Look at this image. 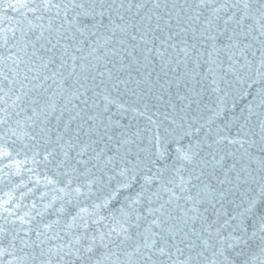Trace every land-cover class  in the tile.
<instances>
[{"label": "water", "instance_id": "water-1", "mask_svg": "<svg viewBox=\"0 0 264 264\" xmlns=\"http://www.w3.org/2000/svg\"><path fill=\"white\" fill-rule=\"evenodd\" d=\"M220 2L217 0L216 6ZM249 2L255 15L245 21L248 26L245 31L253 26L259 28L260 16L256 13L261 5L259 0ZM52 3L62 4L67 0H52ZM198 3L199 0H131L133 6L129 10L128 0L123 8H120V0H116L115 6L125 21H120L114 12L115 23L127 22L136 24L141 32L147 30V46L135 29H131L129 35L117 32L113 44L97 53L102 58L99 63L92 57H89L91 63L78 62L88 63L89 70L81 72L78 67L76 74L68 77L71 71L68 68L64 71V77L68 78L63 84L61 77H57L55 83L49 80L45 85L47 91L41 89L22 100H17L21 95L19 85L10 92L11 85L0 84L3 87L0 92V264H68L69 258H61L62 253L57 255L58 249L63 247L65 252L70 246L73 250L82 249L93 238L99 251L92 264L96 259L102 264H130L127 253L133 252V242L117 247L123 237L117 238L116 232H112L111 237L107 235L113 228L119 232L122 226L127 227V213H132L133 218L137 213L146 217L140 221L141 232L150 226L153 231H159L152 224L153 219L166 220L164 228L178 226L177 231L184 228L187 232L193 222L188 219L185 226L184 220L194 215L189 211L194 201L188 197L199 194L198 198L203 201L208 199L206 184L220 187L211 174L221 156H225L228 167L235 164L237 170L246 168L245 177L249 172L255 180L264 177L260 164L264 159L260 129L264 123V106H259L258 102L251 105L252 114L245 108L256 92L264 88V77L251 73L252 87L248 91L252 95L247 100H239L238 107L234 106L240 85L235 84L232 74L225 75L222 69L228 67L230 53L225 45L229 43L231 29L236 26L231 25L227 34L219 35L223 29V21H220L219 29L213 24L214 30L205 32L206 17L210 16L211 9H200ZM44 4L45 0H0V69L5 73L8 69L20 71L19 79H22L27 68L34 67L40 73L51 74L48 69L40 68L39 58L46 61L53 55L46 51L50 47L47 39L55 36L54 32L47 31L50 21L54 29L64 21L63 12L58 18L57 10H46ZM252 34L258 36L259 32ZM106 35L111 37V33ZM131 35H136L137 39L132 40ZM120 39L125 41L123 47L115 43ZM260 40H245V44H252L245 55L254 68L259 66L262 54ZM113 47L120 49L115 56L111 55ZM181 48H187L189 55L185 56ZM214 48L222 51H214ZM156 49L164 56H158ZM105 51L109 52L107 58H104ZM209 53L215 64L209 62ZM14 60L23 61L19 69L15 68ZM58 66L57 60L49 69ZM210 68L213 71H209ZM109 70L112 79L100 75ZM13 74H9V79ZM36 74L34 70L29 75ZM222 76L224 80L220 79ZM116 84L118 87L114 86ZM217 86L223 91H215ZM243 87L247 88V84ZM77 95L80 99L75 98ZM85 99L87 104L83 103ZM226 124L231 125V131ZM239 124L245 125L249 133L247 139L256 141L251 147L245 145L247 154L239 145L216 143L225 135L235 137ZM125 140L131 143H123ZM229 152L235 155L228 156ZM185 155L191 162L183 158ZM226 170L215 169V176L223 179ZM133 176L136 179L131 180V187L124 186ZM251 177H248L249 183L239 189L238 196L229 199L239 204L238 197L242 195L246 200L252 194L250 187H256ZM147 178H152L153 182L146 184ZM181 179L186 191H181ZM76 188L80 189L79 194ZM141 192L144 195L140 203L134 204L133 200ZM225 204V211L236 207V204ZM161 205L164 206L163 216L160 212L154 216L148 214L149 209L161 208ZM198 207L204 212L208 205ZM204 214L216 218L211 212ZM200 224L201 221L195 224L197 231ZM102 235L107 246L101 245ZM183 236L184 232H179L176 242ZM77 239L79 244H75ZM190 239L195 240V237ZM180 247L185 249V258L189 254L195 256V252L189 253L186 244ZM232 258L235 264H264V240L257 236L247 246L235 250Z\"/></svg>", "mask_w": 264, "mask_h": 264}, {"label": "snow or ice", "instance_id": "snow-or-ice-1", "mask_svg": "<svg viewBox=\"0 0 264 264\" xmlns=\"http://www.w3.org/2000/svg\"><path fill=\"white\" fill-rule=\"evenodd\" d=\"M125 0H120V8L124 7ZM129 10L133 6L131 0H128ZM261 7L257 9V13L260 16V20L257 21L259 28L256 29L254 26L252 29L245 31L244 29L248 26L245 24L246 20L253 19L255 15L252 12V5L249 0H221L219 6L217 5V0H199L198 7L200 9H211L210 16L206 17V23L204 25V31H212L213 24L217 29L220 28V21H223V29L218 33L219 35H225L228 33L231 25L236 27L232 28V35L229 36V43L225 45L227 52L230 53L227 56L228 67L222 69L225 72V75L232 74L235 77V84L240 85V88L237 89L238 98H234V106L239 105V100H247L249 96L252 95L248 91L252 87V84L249 83L252 80L251 73L255 72L258 76L264 77V40H260L261 37H264V0H259ZM97 5H99V10H97ZM116 0H67V3L62 4H53L52 0H45L44 7L46 10L50 8H55L56 17L61 16L63 12V21L61 22L58 28L52 27V22L49 23V28L47 31L50 33L54 32L55 36L48 38L46 43L50 47H47L46 51L53 53L52 56L48 57L45 61L43 57H40L41 60L40 68L48 69L51 74L47 72L40 73L39 69H34V67H28L24 72L22 79H19L21 76L20 71H14L13 69H8V73H5L3 69H0V84L7 82L8 85L12 87L9 88L10 92L16 90V85H19V92L21 95L17 96V100H22L24 96H28L30 93L38 92L43 89L47 91L45 85L47 81L52 80L54 83L57 80V77H61L60 83L63 84L64 81L73 75L76 74L77 68L79 67L81 72L88 71L89 57L94 58L98 63L101 61V57L97 55L102 49H106L109 45L113 44L114 38L116 37L117 32L123 33L124 35H129L131 29H135L140 34L141 41L147 46L149 41L145 39L147 36V30L143 32L137 27L136 24L131 23H115L113 19V13L115 12L116 16L120 21H125L124 15L120 14L118 8H116ZM23 6V5H21ZM137 7H142V5H137ZM69 13H72L71 17ZM199 16V13H198ZM107 19L108 23H105ZM66 22V23H65ZM89 22L91 27H89ZM67 25V26H66ZM41 27H43L41 25ZM103 28L105 31L102 33L100 29ZM253 31H258V36H253ZM106 33H111V37H108ZM204 33H201L203 35ZM41 37L44 36V33L41 32ZM132 40H136V35H131ZM213 40L216 39L215 36L211 37ZM251 38L252 40H260L262 45V54L259 61L258 67H253V62L247 59L245 53L251 49L252 44H245V40ZM171 39V37H169ZM103 41V42H101ZM115 43H118L123 47L125 45L124 39L116 40ZM165 44L167 41L164 42ZM35 47V45H33ZM41 47H45L41 45ZM175 47V45H172ZM195 47V45H192ZM87 50V55H84ZM120 51L115 47L111 50V55L115 56ZM149 52L152 49H148ZM181 52L185 56L189 55L187 48H181ZM214 51H222L221 49H215ZM239 52V56H237ZM58 53V55H57ZM158 56H164V53L159 49H156ZM33 56L36 55L35 51L32 53ZM109 52L105 51L104 58H107ZM130 55V54H129ZM209 62L215 64L216 61L212 60V53H209ZM255 55V53H253ZM11 59V58H9ZM147 59V57H145ZM243 60V64L239 63L240 60ZM59 61V66L54 69H49L50 65H55ZM23 61L14 60L13 64L16 69L20 68V64ZM78 62H88V63H78ZM223 61H221V66ZM105 67H107L105 65ZM68 68H71V71L68 72V77H64V71ZM36 71V75L30 76L29 74L33 71ZM209 71H213L211 68ZM12 75V78L9 79V74ZM101 76L108 75L109 79H112L111 71L107 73L101 72ZM94 79V78H93ZM221 80H224V77H220ZM25 81L27 83H25ZM35 81V83H33ZM226 83L231 84L232 82L225 81ZM254 82V81H253ZM123 83V81H121ZM213 83H216L214 80ZM247 84V88L243 86ZM31 85V87H29ZM118 87V84L114 85ZM3 91V87H0V92ZM79 90L77 89V92ZM215 91H223L219 86ZM228 93L225 92V95ZM8 95V93H5ZM80 95H83L82 93ZM80 95H77L75 98L80 99ZM2 99V97H0ZM107 103L111 104L112 101L108 99L107 96L104 97ZM259 106H264V88L259 89L252 101L245 105L246 110L252 114L254 109L251 105L257 104ZM15 104L16 101H13ZM38 103V101H34ZM87 104V99L83 101ZM53 111L55 110L54 103L52 104ZM107 111V107H105ZM127 111V109H125ZM243 114V110H241ZM79 115V113H77ZM89 119H94L89 117ZM153 123H155L153 121ZM117 126H119L117 124ZM82 127V126H81ZM231 131V125H225ZM262 136L264 139V123L260 125ZM223 131V129H220ZM107 135V132L104 133ZM219 135V134H218ZM249 133L245 131V125L239 124L238 131L235 137H229L228 135L219 137L216 140L217 144H223L227 142L229 145H239L240 149H244L247 154L248 149L245 148V145L251 147L256 143V141H249L247 139ZM103 139V136L101 137ZM108 139L111 140L112 137L108 136ZM123 143H131V140H125ZM211 147V145H209ZM264 150V149H262ZM86 151V149L84 150ZM118 151V150H117ZM83 155V151L80 153ZM228 156H234L232 152L227 153ZM184 159L191 162V158L187 155L183 157ZM215 159V157H213ZM261 170H264V159H261ZM214 171L211 174L212 178H215L219 184V188L215 187L212 184L205 185V194L208 197L206 200H200L199 194L197 197L189 196L188 199L194 201L193 207L189 210L194 213L191 217L185 216L187 219L184 220L185 226H187V220L191 219L193 224L190 231L185 232L184 228H179V231L176 229L178 226H173L171 228L162 227L163 224L167 221H162L160 219H153L152 224L155 225L159 231H153L152 227L145 228L144 231H140L141 224L140 221L146 219V217L136 214L133 218L132 213L126 214L127 227H121V230L117 232L115 228L111 230L107 235L111 237L112 232H116L117 238L123 237L120 240L117 247L122 244H125L129 241L133 242L134 250L131 253H127L129 257V262L131 264L133 258L134 264H235L233 260V252L237 249H242L244 246H247L249 241L254 240L257 236L261 240H264V177H261V180H255V177H251V173H248V177H251L255 181L256 187L251 188V195H248V198L245 200L244 196H239L240 203L236 204L235 199H229V197H237L238 191L244 184L249 183V178L245 177L243 174L248 170L246 168L236 169L235 164L232 167H228L225 163V156H221L219 160H216L214 166ZM227 169L223 171V179L215 176V169ZM233 173H235L233 175ZM123 174V173H122ZM136 177L133 176L130 178V181L126 182L124 186L131 187V180H135ZM200 179V177H197ZM152 178H147L145 183L151 184ZM191 181H188L190 183ZM52 183V181H49ZM71 181H69V184ZM185 182L181 179V191H186L183 187ZM90 187V185H89ZM167 190V189H165ZM75 191L77 194L80 193V189L76 188ZM144 193L141 192L138 194L137 198L133 200L134 204L140 203V197ZM114 198V197H113ZM71 201H69L70 203ZM171 201H169L170 203ZM227 202L228 205L236 204L234 209L230 208L225 211ZM207 204L208 207H205L204 212H211L216 218L211 219L210 216L204 214L199 210L198 205ZM219 205V207H218ZM100 207V205H97ZM164 206L161 205V208L149 209V215H155L156 212H160L161 216L164 213L161 209ZM242 209V210H241ZM82 211H86L83 209ZM197 221H201L200 228L197 231L195 224ZM86 223V222H85ZM130 229H135L136 231L132 232ZM251 232L249 234V230ZM179 232H184L183 238L177 243V236ZM194 236L195 240H191L190 237ZM134 237L136 238L134 240ZM101 245L107 246L104 244V236L100 237ZM80 240L77 239L75 244H79ZM186 244L189 249V253L195 252V256L189 254L185 258V249L180 247V245ZM175 249V252H173ZM99 248L96 246V241L93 238L92 241L88 244L87 247L80 248L76 247L73 250V247L70 246L65 252L63 247H60L57 251V255L61 253L63 256L61 258L67 257L68 264H83L87 261V264H92L94 257H96ZM178 253L179 255H176ZM116 255V253H112ZM111 257H109L110 259ZM95 264H102L100 259H96Z\"/></svg>", "mask_w": 264, "mask_h": 264}]
</instances>
